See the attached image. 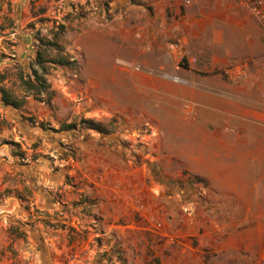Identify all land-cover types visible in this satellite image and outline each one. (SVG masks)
Wrapping results in <instances>:
<instances>
[{"label":"rangeland","instance_id":"1","mask_svg":"<svg viewBox=\"0 0 264 264\" xmlns=\"http://www.w3.org/2000/svg\"><path fill=\"white\" fill-rule=\"evenodd\" d=\"M90 2L0 0V88L25 101L18 109L0 102V264H264V131L238 129L229 140L165 146L150 124L124 129L115 116L82 114L100 105L102 90L119 96L116 83L90 88L72 55V21L91 10ZM37 50L46 61L49 100L26 95L20 83L30 68L40 73ZM65 54L71 65L52 62ZM80 118L107 132L85 128ZM71 122L76 129L59 130ZM35 166L41 174L60 173L61 181L37 182ZM107 176L125 185L135 220L151 218L168 233L137 244L144 258L128 262L104 234L99 210L106 201L85 188L93 191V180Z\"/></svg>","mask_w":264,"mask_h":264},{"label":"crops","instance_id":"2","mask_svg":"<svg viewBox=\"0 0 264 264\" xmlns=\"http://www.w3.org/2000/svg\"><path fill=\"white\" fill-rule=\"evenodd\" d=\"M90 1L91 10L75 15L72 21V55L80 58L90 88L116 83L119 96L102 90L100 105L82 114L91 119L100 116L101 121L115 116L124 129L150 124L163 133L165 146L169 140L182 147H196L193 142L214 137L219 142L229 140L228 133L238 129L264 131V27L240 0H191L188 5L182 0ZM175 41L178 52L167 46ZM178 55L184 60L177 74L186 84L172 83L160 75L173 70ZM116 145L125 147L119 138ZM93 156L86 160L99 163ZM124 159L134 160V156ZM35 169L37 182L54 185L61 181L60 173H44L43 169L41 174ZM118 180L107 176L103 181L93 180V191L85 189L106 201L99 210L104 234H111L129 262L133 255L144 258L143 247L137 244L146 243L145 237L168 233L151 218L135 220L130 215L134 206ZM131 182L135 186V176ZM127 213L128 218L120 223Z\"/></svg>","mask_w":264,"mask_h":264},{"label":"trees","instance_id":"3","mask_svg":"<svg viewBox=\"0 0 264 264\" xmlns=\"http://www.w3.org/2000/svg\"><path fill=\"white\" fill-rule=\"evenodd\" d=\"M62 29L63 26L60 25L59 26V32L53 35V37L55 39H58L59 36L62 34ZM39 41L40 44L46 46L47 44L49 45V43L45 44L43 43L42 39H37ZM53 46H55L56 50H61L60 45H58V43H51ZM46 61L42 58L41 52L40 51H36V58H35V64L39 67L40 73H37V71L33 68H30V73L25 75V76H21L20 77V83L22 88L24 89V91L27 94H31L32 96H34V98H43L42 96L44 94H47V97L45 98V100H49L51 98V93H48V84L44 78V73H45V67H44V63ZM53 63H56L58 65H71L72 64V60L67 59L66 54L60 56L58 59H56L55 61H52ZM0 102L2 104V106L5 107H12L15 109L20 108L24 101V97L22 98H17L14 97L10 92L6 91L3 88H0ZM79 123L84 126L87 129L96 131L98 133H106V129L101 125V123L99 122H95L91 119H84V118H80L79 119ZM77 124L74 122L71 123H62L60 125V129L59 130H72V129H76Z\"/></svg>","mask_w":264,"mask_h":264},{"label":"built area","instance_id":"4","mask_svg":"<svg viewBox=\"0 0 264 264\" xmlns=\"http://www.w3.org/2000/svg\"><path fill=\"white\" fill-rule=\"evenodd\" d=\"M191 0H182V3L185 5L190 4ZM242 6H244L250 14L254 17V19L264 27V0H240ZM168 48L173 50L174 52H178L179 50V42H170L168 43ZM184 57H177L176 63L173 67V70L170 72L162 71L160 73L161 77L165 80H168L172 83L176 84H186L187 80L182 78L177 74V71L180 70L183 64ZM194 61V59H192Z\"/></svg>","mask_w":264,"mask_h":264}]
</instances>
